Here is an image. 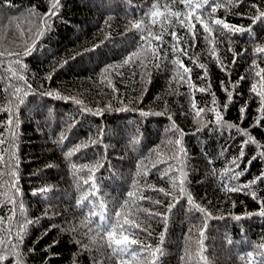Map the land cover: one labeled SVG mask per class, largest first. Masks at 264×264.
<instances>
[{"label": "trees", "instance_id": "1", "mask_svg": "<svg viewBox=\"0 0 264 264\" xmlns=\"http://www.w3.org/2000/svg\"><path fill=\"white\" fill-rule=\"evenodd\" d=\"M54 2L11 0L13 7H0V108L7 109L10 102L15 106L14 87L27 89L31 85L27 95L21 93L23 101L16 108V136L7 126L9 112L0 111V252L6 256L0 264H17V256L8 255L10 250L20 254L21 264H119L111 249L102 246L106 234L97 235L99 216L92 212L100 210L91 204L100 201L105 203L106 215L113 223L122 221L127 213L128 219L140 225L124 233L138 241L133 249L143 245L163 249L159 264H185L181 259L189 244L185 237H190V254L197 255L201 229L208 264H243L237 253L244 254L264 243V216L259 215L264 182L253 186L258 196L255 200L247 192H226L225 188L249 183L264 174V159L258 158L250 166L247 163L264 151L257 144L244 145L239 168L232 163L247 139L238 129H247L259 145H264V121L259 127L255 124L261 115L257 111L260 99L250 91L259 79H253V59L264 68V60L253 51L256 45L264 44V23L253 24L251 19L257 9L264 10V0L232 4L224 0L214 14L230 25L251 27L256 38L253 43L248 33H236L230 41L226 35L213 33L216 56L226 70L209 55L212 45L203 39L199 24L195 47L185 29L178 25L168 29V33L176 31L187 39L188 56L180 59L191 68L192 85H210L206 92L195 91L188 83L175 79L172 61L177 57L171 50L170 34L164 35L162 44L153 41L152 46H158V55L153 57L141 51V34L130 27L141 20L150 23L146 14L152 5L157 3L163 11L169 0H60L56 15L44 24L42 18L47 17ZM173 10L187 11L179 3ZM203 14H207V6ZM152 31L158 33L159 24L153 25ZM29 47L31 54L23 55ZM180 47H186L183 40ZM229 47L243 55L234 57ZM134 51L139 55L125 64ZM15 54H20L25 71L20 72L14 63ZM189 57L205 64L207 80L201 79L205 70ZM10 64L25 76L27 85L11 76ZM49 74L51 80L47 79ZM237 81L238 87L233 89ZM224 87L233 91L234 102L227 109ZM213 94L223 117L221 124L216 123L211 111L194 118L195 110L191 108L193 101L198 109L212 108ZM109 105L111 110L102 116L94 114ZM242 106L247 109L243 120L239 111ZM173 122L183 132L186 156L182 162L187 173L184 187L195 203L211 214L206 227L202 214L189 205L179 187L173 188L163 176V170L172 165L174 171L169 175L175 176L179 184L180 164L172 158L176 147L169 143L179 138L169 130ZM78 146L79 150L67 157ZM73 164L77 169L88 165L95 170L74 171ZM246 166L248 170L238 180L230 179L229 169L239 172ZM85 179H89L88 184H84ZM13 183L20 189L15 196L17 203L23 204V216L18 208L12 211L13 205L6 203L7 196H13ZM92 183L98 189L96 196L84 202V207L78 206L80 197L91 191ZM153 189H164L169 195ZM129 192L135 195L129 198ZM173 202L176 206L168 213V205ZM116 212L121 213L120 217ZM149 213L159 215L150 217ZM164 215L168 216L167 226L161 218ZM86 217L93 223L88 224ZM25 219L34 223L22 231L20 225ZM18 233L22 236L20 243ZM254 258L259 260L255 252ZM127 259L128 264H134Z\"/></svg>", "mask_w": 264, "mask_h": 264}, {"label": "snow or ice", "instance_id": "2", "mask_svg": "<svg viewBox=\"0 0 264 264\" xmlns=\"http://www.w3.org/2000/svg\"><path fill=\"white\" fill-rule=\"evenodd\" d=\"M60 0H55L54 3H52L51 8L49 10V14L46 18L43 19V23L47 24L48 19L51 18V16L56 15L57 9L59 8ZM183 4L184 8L187 11H181V10H173L175 5ZM229 4L232 3H243V0H228ZM224 4V0H169L168 3H165L163 5V11L160 10V6L157 3H154L152 5V9L147 13L146 15L150 19V23H145L144 20L133 22L130 27L133 29H136L141 34V39L144 41V47H142L141 51L150 52V54L153 57H156L158 55V46L153 47V41H157L160 44L164 43L163 37L166 33H168L169 28H175L177 25L183 29L186 30L187 37H190L193 41L192 47H195V40L197 36V29L196 24H199L200 27L203 30V39L206 43L212 45L208 49L209 55L217 60V63L220 64V67L222 70H226V66L223 65V63L219 60V58L216 56L217 48L215 46L216 40L215 36L213 35L214 32L219 33L220 35H226L227 38L231 41V36L235 35L236 33L244 34L248 33L252 37L253 43H255V34L253 33V30L251 27L244 28V27H237L235 25H230L227 23L224 19L221 18H215L214 14L216 13L217 9L222 7ZM205 6H207V14L204 15L205 12ZM0 7H13L11 4V0H2V3H0ZM252 8H256L255 5L251 6ZM201 13V14H197ZM253 24L257 22L264 23V10L257 9V14L251 17ZM195 21V23L193 22ZM159 24L160 31L158 33H154L152 31V26ZM147 33V35H144ZM172 37L173 43L171 44V50L176 55V59L172 61L173 65L175 66V79L178 82H184L188 83L190 88H194L195 91L199 92H206L208 91V88L210 85H206L205 87L196 88L195 85L191 84V68L187 67L182 60L180 59L181 56H188L187 52V39H185V36H178L176 31H172L171 33H168ZM39 35H43V32H40ZM184 41L186 47L182 48L180 47V42ZM31 48H26L23 55H29L31 54ZM232 52L233 56L236 57L237 55H243V53H236L231 47L228 49ZM254 54L259 59L264 60V44L256 45L254 47ZM0 55H3V53H0ZM17 56V59L14 61L16 65L19 66L20 72H23L26 70V66L21 64L19 56L20 54H15ZM139 55L138 52H133L130 57H128L124 63L127 64L134 58H136ZM189 59L192 60V63L199 67L200 69H204L203 76L201 79L207 80V70L204 63H197L198 58L196 57H189ZM67 63V61H65ZM235 63V60L233 61ZM252 69L254 71L253 79L259 78L256 83H252L250 91L254 93L257 97L260 99V107L258 108V112L261 113V115L257 118L255 124L257 127L262 125V121H264V68L259 67L257 64L256 59H253L252 62ZM56 69H53L55 71ZM8 71L11 73V76L19 81H24V83L27 85V80L25 79V76L22 74H18L16 69L12 67V64L9 65ZM251 74V73H250ZM246 77H241L240 80H244ZM48 80L52 79V74H49L47 77ZM110 83V82H109ZM223 83V82H222ZM239 81L232 84V88L235 89L238 87ZM31 85H27V89H22L20 87H14L13 89V96L17 98L15 102V106L12 102L9 103V107L7 109L0 108V111H8L9 112V119L7 121V126H9V131L13 134V136H16L15 128L18 127V118L16 115V108H18L19 103H22L23 96L27 95L28 91H30ZM113 91H116L115 88H113ZM224 91L227 95V103H225L224 108L227 109L229 105H231L233 101V91L229 90L228 87H224ZM48 95H54L53 93L49 92ZM68 99V98H65ZM75 103L81 104L82 102L80 100H75ZM213 107L209 109L204 108H197V105L193 101L191 108L195 110L194 118H200L201 114L205 111H211L215 114V120L217 124H221L223 117L221 116L220 110L215 106L216 100L215 95L213 94ZM87 111H91V109H85ZM111 110V106L109 105L107 108L104 109H97L95 111V115L102 116L105 111ZM246 106L240 107L239 111L241 114V119L245 117L246 114ZM142 115H145V113H141ZM158 115L161 113H157ZM166 114V113H163ZM170 120L172 119L171 116L168 117ZM228 127H233V125H228ZM170 131L179 134V138L175 139V141H169V143H172L174 147H176V151L172 154V158L177 160L180 164L179 171H180V179L179 184H177V179L175 176L169 175L174 171V168L172 165H168L163 170V176L168 177L169 181L172 183L173 188L179 187V191L183 196L187 197V202L189 205L192 206V208L195 211H198L202 214L204 219V226L206 227V221L210 218L211 214L201 205L195 203L192 196L188 194L186 188L184 187V184L186 182L187 173L183 171V156H186V153L184 151V148L182 146V137L183 132L175 125L173 122L172 127L169 129ZM239 132H241L242 135L246 136L247 139L244 140L243 145L241 147V151L239 153V157L234 159L232 163L239 168V161H241L245 155L244 153V145L247 144H257L258 147L264 148V145H259L258 142L251 136V134L247 131V129H238ZM3 140L0 138V143H2ZM14 142V141H13ZM97 141H92V143H96ZM86 146V145H85ZM79 150V146L77 149L73 151H69L67 153V157H71L75 154V151ZM258 158L264 159V151H260L257 156H252L250 160H248V165L250 166L253 161L257 160ZM161 163H166L163 159L160 160ZM155 167V165H153ZM74 171H83L84 168H89V171L92 172L95 169L90 168L88 165L82 166L80 169L76 168V165H72ZM248 170L247 166L244 168V170L236 172L233 169H229L228 171L232 172V175L230 177L231 180H238L240 176L244 175V173ZM13 179L15 180L16 172L13 171L11 173ZM89 179H91V176H89ZM89 179L84 180V184L89 183ZM258 182H264V174L255 177L252 181L245 184H235L231 187H226V192H247L251 195V197L255 200L258 199L257 193L254 190L253 186L256 185ZM91 191L84 193L80 200L77 202L78 206L84 207L86 201H89L90 197L96 196V193L98 191L96 184H91ZM11 190L13 192V196H7L6 203H11L13 205L12 211H15L17 208L20 211L21 216L24 215V209L23 204L20 202L17 203V197L15 196L16 193L20 192V189L18 187V184L13 183L11 186ZM154 191H159L163 193L165 196L169 195L168 192H165L164 189H153ZM42 191H46V189H43ZM35 194V193H33ZM5 195H7L5 193ZM129 198H132L135 194L133 192H129L128 194ZM173 201H175V197H173ZM134 203V201H133ZM154 203L159 204L160 201H154ZM261 203V211L259 212V215L264 216V200L260 201ZM125 204H128V201L125 202ZM175 202L170 203L167 208V212L171 213L172 209L175 207ZM91 207L93 209L99 208V213L92 212L93 216L98 215L99 221L96 223V229H97V235H99L100 232H104L106 234L107 239L104 240V243L102 246H106L107 248L111 249L112 255L119 259V264H128V259L130 258L131 261L134 262V264H159L160 258L164 255V251L160 247H151L149 245H143L142 248L139 249H133L132 246L136 245L138 241L136 239H129L128 235H125L124 233L126 231H130L132 228H140V225L135 220H130L127 218L128 214L125 213L124 219L121 221L120 219H117L115 223L111 221V217L106 215V208L105 203L103 201H100L97 203H92ZM147 211V210H142ZM115 215L117 217H120L121 213L116 212ZM150 217L159 215L157 213H149ZM165 226H167L168 223V216L164 215L161 217ZM236 220H240V216H234L233 217ZM88 224L93 223V220L90 218H87ZM34 221L25 219L24 223L20 225L21 230L23 231L26 229L28 224H32ZM0 224H2V221H0ZM127 225L128 228L126 229L124 226ZM87 226V225H85ZM146 231V229H143ZM91 231V229H89ZM192 230L189 229V232ZM200 239L196 242L197 244V250L198 254L193 256L190 254L191 249V243H190V237H185L187 241H189L188 246L186 247V254L185 256L181 257L182 260L185 261V264H193V261L195 264H208L207 257L203 255V252L205 251L203 247V238H204V232L201 229L200 230ZM93 240H95V236L92 237ZM103 239V237L101 238ZM163 239V236L161 237V240ZM22 241V236L18 233V243ZM2 243V241H0ZM228 243H232L231 241H228ZM16 246L14 245L13 248ZM51 247V246H50ZM254 252L259 257V260L257 261L254 258ZM143 253H146L144 255ZM8 255H15L17 256V264H21V257L20 254L10 250ZM127 257V258H126ZM237 257L240 261L243 262V264H264V243H261L254 247L252 251H247L244 254L237 253ZM6 259V256L0 252V262L4 261Z\"/></svg>", "mask_w": 264, "mask_h": 264}, {"label": "bare ground", "instance_id": "3", "mask_svg": "<svg viewBox=\"0 0 264 264\" xmlns=\"http://www.w3.org/2000/svg\"><path fill=\"white\" fill-rule=\"evenodd\" d=\"M82 136H83V135H82ZM195 248H196V247H195ZM42 250H43V249H42ZM195 250H196V249H195ZM191 251H192V249H191ZM39 252H40V251H39ZM39 252H38V253H39ZM41 252H42V251H41ZM184 252H185V251H184ZM193 252H194V249H193ZM36 253H37V252H36ZM44 254H45V253H44ZM44 254H43V255H44ZM182 254H184V253H182ZM185 254H186V253H185ZM41 255H42V254H41ZM40 257H41V256H40ZM47 257H48V256H47ZM44 258H45V257H44ZM48 258H49V257H48ZM40 259H41V258H40ZM42 259H43V258H42ZM46 259H47V258H46ZM43 260H44V259H43ZM43 260H42V261H43ZM45 261H46V260H45ZM47 263H49V262H47ZM47 263H46V264H47ZM49 264H50V263H49Z\"/></svg>", "mask_w": 264, "mask_h": 264}]
</instances>
